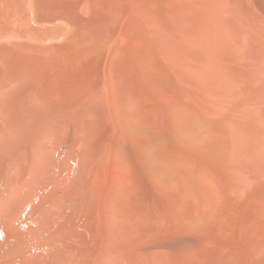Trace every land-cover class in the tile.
Listing matches in <instances>:
<instances>
[{
	"label": "bare ground",
	"instance_id": "1",
	"mask_svg": "<svg viewBox=\"0 0 264 264\" xmlns=\"http://www.w3.org/2000/svg\"><path fill=\"white\" fill-rule=\"evenodd\" d=\"M0 264H264V0H0Z\"/></svg>",
	"mask_w": 264,
	"mask_h": 264
}]
</instances>
